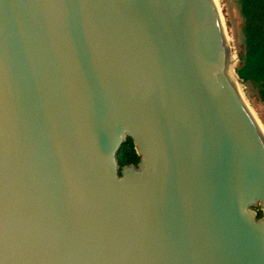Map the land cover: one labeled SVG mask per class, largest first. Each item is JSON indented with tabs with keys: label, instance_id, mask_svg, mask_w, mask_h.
I'll return each mask as SVG.
<instances>
[{
	"label": "water",
	"instance_id": "obj_1",
	"mask_svg": "<svg viewBox=\"0 0 264 264\" xmlns=\"http://www.w3.org/2000/svg\"><path fill=\"white\" fill-rule=\"evenodd\" d=\"M228 46L213 0H0V264H264Z\"/></svg>",
	"mask_w": 264,
	"mask_h": 264
},
{
	"label": "trees",
	"instance_id": "obj_2",
	"mask_svg": "<svg viewBox=\"0 0 264 264\" xmlns=\"http://www.w3.org/2000/svg\"><path fill=\"white\" fill-rule=\"evenodd\" d=\"M243 20L241 28L244 50L240 52V67L236 69L244 83L251 82L264 100V0H237ZM141 156L135 149L134 141L127 137L117 154L120 168L138 166ZM257 217H263L258 209Z\"/></svg>",
	"mask_w": 264,
	"mask_h": 264
},
{
	"label": "rangeland",
	"instance_id": "obj_3",
	"mask_svg": "<svg viewBox=\"0 0 264 264\" xmlns=\"http://www.w3.org/2000/svg\"><path fill=\"white\" fill-rule=\"evenodd\" d=\"M219 6L221 17L226 29V36L230 41L229 47L233 55V66L236 71V69L240 67L239 54L244 50L243 36L241 32L243 20L240 13V7L237 0H219ZM242 89L250 106L264 126V100H262L259 95L257 88L249 82L244 83ZM258 209L262 210L260 203L253 205L250 208V211L257 213Z\"/></svg>",
	"mask_w": 264,
	"mask_h": 264
},
{
	"label": "bare ground",
	"instance_id": "obj_4",
	"mask_svg": "<svg viewBox=\"0 0 264 264\" xmlns=\"http://www.w3.org/2000/svg\"><path fill=\"white\" fill-rule=\"evenodd\" d=\"M213 2L216 4V6L218 7V9H219V11H220V6H219V0H213ZM220 18H221V24H222V27H223V29H224V34H225V37H226V40H227V43H228V45H229V40H228V38H227V36H226V29H225V25H224V22H223V19H222V17H221V12H220ZM228 48H229V51H228V53H227V55H228V60H229V66H230V71H231V76H232V78H233V81H234V83L236 84V86L238 87V89H239V91L240 92H242V86L237 82H235V80H234V78H236V72H235V69H234V66H233V55H232V52H231V49H230V47L228 46ZM264 130V129H263Z\"/></svg>",
	"mask_w": 264,
	"mask_h": 264
}]
</instances>
